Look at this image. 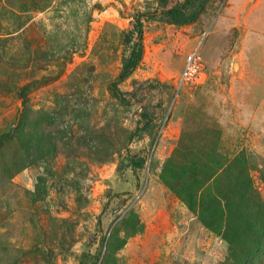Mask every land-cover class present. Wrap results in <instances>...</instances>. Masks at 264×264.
<instances>
[{
	"label": "rangeland",
	"instance_id": "rangeland-1",
	"mask_svg": "<svg viewBox=\"0 0 264 264\" xmlns=\"http://www.w3.org/2000/svg\"><path fill=\"white\" fill-rule=\"evenodd\" d=\"M160 10L159 0H0V135L18 120L28 133L0 155V264H91L100 253L99 264L232 262L220 229L173 185L196 168L209 196L235 161L264 202V0H211L184 27ZM138 17L145 52L119 85L123 106L110 86ZM197 49L203 82L178 91ZM21 154L31 165L11 177Z\"/></svg>",
	"mask_w": 264,
	"mask_h": 264
},
{
	"label": "trees",
	"instance_id": "trees-1",
	"mask_svg": "<svg viewBox=\"0 0 264 264\" xmlns=\"http://www.w3.org/2000/svg\"><path fill=\"white\" fill-rule=\"evenodd\" d=\"M211 0H159L161 10L158 18L163 22L177 27H184L196 23L202 14L207 11V6ZM128 55L123 58V65L117 81L110 86L111 96L123 106H132V101L128 98V93L121 91L119 85L128 79L141 64L144 52V21L138 17L133 29L126 32L123 38ZM31 85L20 88V97L23 107L26 108L29 102L28 94ZM143 114V113H142ZM25 115L21 118V121ZM148 122V123H147ZM151 120L146 117V124L139 125L135 132L130 135V140L137 137L140 132L147 130ZM19 120L11 129L0 135V155L5 152L7 146L16 139L28 135L25 126L22 127ZM40 146L42 145L39 143ZM30 145L23 146L26 154L29 153ZM24 155H17L13 158L10 168L6 169V174L11 177L19 174L31 164L23 158ZM144 159L130 158L129 166L136 170L143 169ZM235 161L230 163L226 169L224 177L226 183L221 185L216 192L209 196H200V186L196 184L200 171L196 168L181 167L183 174L177 178V184L173 185V190L184 201L190 211H194L201 218L208 216L212 223H207L210 229L218 230L221 236L230 246V257L233 258L229 264H258L262 254H264V202L256 194L250 175L246 168L238 164L234 167ZM14 166V169L11 167ZM215 217L219 219L215 220ZM217 222V223H216ZM111 253L120 250L112 242L107 246ZM102 253L95 257L91 264L103 262Z\"/></svg>",
	"mask_w": 264,
	"mask_h": 264
},
{
	"label": "built area",
	"instance_id": "built-area-1",
	"mask_svg": "<svg viewBox=\"0 0 264 264\" xmlns=\"http://www.w3.org/2000/svg\"><path fill=\"white\" fill-rule=\"evenodd\" d=\"M203 65L199 49H197L187 57L185 69L178 79V91L185 86H198L203 82L202 79L205 77Z\"/></svg>",
	"mask_w": 264,
	"mask_h": 264
}]
</instances>
